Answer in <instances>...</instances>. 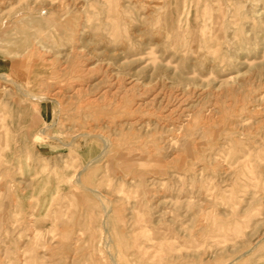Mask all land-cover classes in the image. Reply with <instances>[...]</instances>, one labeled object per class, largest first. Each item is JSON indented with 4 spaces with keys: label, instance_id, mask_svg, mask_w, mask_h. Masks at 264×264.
Instances as JSON below:
<instances>
[{
    "label": "rangeland",
    "instance_id": "rangeland-1",
    "mask_svg": "<svg viewBox=\"0 0 264 264\" xmlns=\"http://www.w3.org/2000/svg\"><path fill=\"white\" fill-rule=\"evenodd\" d=\"M0 264H264V0H0Z\"/></svg>",
    "mask_w": 264,
    "mask_h": 264
},
{
    "label": "bare ground",
    "instance_id": "bare-ground-1",
    "mask_svg": "<svg viewBox=\"0 0 264 264\" xmlns=\"http://www.w3.org/2000/svg\"><path fill=\"white\" fill-rule=\"evenodd\" d=\"M22 11V10H21ZM8 13V12H7ZM5 14V13H4ZM5 18V17H4Z\"/></svg>",
    "mask_w": 264,
    "mask_h": 264
}]
</instances>
